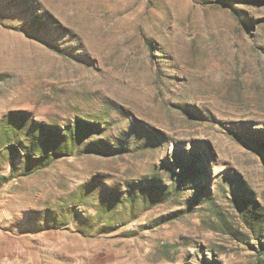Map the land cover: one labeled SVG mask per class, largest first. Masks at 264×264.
Listing matches in <instances>:
<instances>
[{"label":"rangeland","instance_id":"1","mask_svg":"<svg viewBox=\"0 0 264 264\" xmlns=\"http://www.w3.org/2000/svg\"><path fill=\"white\" fill-rule=\"evenodd\" d=\"M0 264H264V0H0Z\"/></svg>","mask_w":264,"mask_h":264},{"label":"bare ground","instance_id":"2","mask_svg":"<svg viewBox=\"0 0 264 264\" xmlns=\"http://www.w3.org/2000/svg\"><path fill=\"white\" fill-rule=\"evenodd\" d=\"M2 39V38H1ZM5 42V41H4Z\"/></svg>","mask_w":264,"mask_h":264}]
</instances>
